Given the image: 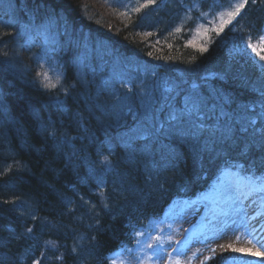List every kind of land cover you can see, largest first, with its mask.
Here are the masks:
<instances>
[{
  "label": "trees",
  "instance_id": "1",
  "mask_svg": "<svg viewBox=\"0 0 264 264\" xmlns=\"http://www.w3.org/2000/svg\"><path fill=\"white\" fill-rule=\"evenodd\" d=\"M242 2L155 0L136 12L148 0H0L3 264H143L129 246L168 202L209 187L224 165L264 174L261 133L247 123L264 126V0L215 30ZM151 71L169 80L168 104L150 85L140 98L135 81ZM193 84L214 135L170 127ZM214 104L228 116L216 119Z\"/></svg>",
  "mask_w": 264,
  "mask_h": 264
},
{
  "label": "rangeland",
  "instance_id": "2",
  "mask_svg": "<svg viewBox=\"0 0 264 264\" xmlns=\"http://www.w3.org/2000/svg\"><path fill=\"white\" fill-rule=\"evenodd\" d=\"M143 78L140 98L148 92L146 85L166 93L163 74L148 72ZM152 102L146 100V105ZM217 182L198 202L183 201L169 207L164 220L171 224L172 234L160 230L158 236L163 244L152 247L150 264H176L177 260L179 264H264L250 253L232 251L238 248L264 252L257 243L264 237L253 239L264 236V180L257 184L246 179L244 173L231 171ZM194 227L199 233H193Z\"/></svg>",
  "mask_w": 264,
  "mask_h": 264
},
{
  "label": "snow or ice",
  "instance_id": "3",
  "mask_svg": "<svg viewBox=\"0 0 264 264\" xmlns=\"http://www.w3.org/2000/svg\"><path fill=\"white\" fill-rule=\"evenodd\" d=\"M252 2L255 3L256 0H252ZM149 3L154 4L155 0H148V3L140 5V7L133 9V11L139 12L141 8L148 7ZM247 4H248V0H243L242 3H237L232 10L220 13V17H219L220 24L219 27L215 29L217 33L223 31L226 24H230L233 19H235L238 15H240L241 10L244 9ZM176 31L179 32L180 28H177ZM147 35H151V33H147ZM258 39L261 44H264V35L259 36ZM248 43L249 46L252 47L254 50L257 49V45L252 44L250 40ZM200 51L204 52L207 51V49L200 48ZM4 55L6 56L7 53H4ZM149 55H151V53H149ZM260 59L264 60V55H261ZM120 87L127 89L128 92H132L134 86L124 81H121ZM135 87L138 88L143 93V89L140 88L139 85H136ZM164 90L165 92H169V93L173 91L172 89L169 88H165ZM262 95H264V92H262ZM115 99L119 101L120 97L117 96L115 97ZM220 99L222 100L223 104L229 103V100L226 97H220ZM218 107L220 108V113L219 116H216V119H220V117L228 116V113L224 112L223 108L218 104L212 105L211 111L213 113V116H215V109ZM260 107H261V112L259 114V118L262 124H264V101L261 102ZM210 119H212V116H209V101L205 99V97L201 94L199 90V86L196 84H193L191 91L184 96L183 107L180 108L178 111H173L169 114L170 127L176 125L182 136H190L193 138H197L201 134H204L206 132H211L213 135L215 134V132H213L212 127L208 124V121ZM247 123L249 127H252L253 133L257 131L261 133L260 144L261 147L264 148V126L257 129L255 127L256 125L255 119H249ZM181 125H184L186 127H180ZM161 127H163V125ZM215 131H220V129L217 128L215 129ZM244 131H247V128H244ZM229 133H231L230 126L227 127L222 134L228 135ZM50 134L55 138L56 135L55 132H52ZM261 164L264 165V161H261ZM101 167L108 170L111 169V161L108 156L103 157V160L101 161ZM33 219L36 218L33 217ZM29 234H34L32 227H27L25 229V235H29ZM237 239H239V237H237ZM253 239H256L255 236H253ZM155 240L157 242V245L162 247L163 244L162 238L157 236L155 237ZM249 243H251V241H249ZM257 243H260L261 246L264 247V241L257 240ZM148 246L152 247V244L149 243ZM228 247H232V246L228 245ZM212 251L215 250L213 249ZM232 251L246 252V253H250L253 256H259L261 258H264V252H259L258 250L253 251L251 249L232 248ZM0 264H3V261H0ZM33 264H40V260L34 259ZM176 264H179L178 260L176 261Z\"/></svg>",
  "mask_w": 264,
  "mask_h": 264
},
{
  "label": "bare ground",
  "instance_id": "4",
  "mask_svg": "<svg viewBox=\"0 0 264 264\" xmlns=\"http://www.w3.org/2000/svg\"><path fill=\"white\" fill-rule=\"evenodd\" d=\"M222 176L225 178V174L224 173H223ZM255 237H256V240H257V238L264 237V236L263 235H256ZM254 257H257L261 262H264V258H261L259 256H254Z\"/></svg>",
  "mask_w": 264,
  "mask_h": 264
}]
</instances>
